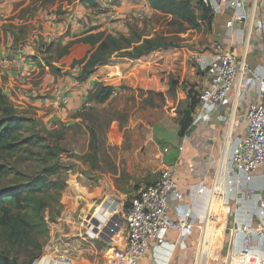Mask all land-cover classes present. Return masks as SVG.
Here are the masks:
<instances>
[{"label": "crops", "instance_id": "1", "mask_svg": "<svg viewBox=\"0 0 264 264\" xmlns=\"http://www.w3.org/2000/svg\"><path fill=\"white\" fill-rule=\"evenodd\" d=\"M49 3L50 0L0 1V97L18 116L33 120L41 130H56L62 127L60 121L70 120L84 111L85 106L101 107L109 103L98 105L93 100L92 94L99 85L153 91L166 88L162 80L172 59L168 52L157 51L155 56L139 60L119 57L86 78L82 66H73L74 61L86 57L90 50L86 44L73 45L70 54L59 59L54 67L41 68L33 61L50 45L66 46L92 27H104L116 37L130 38L134 33H142L149 28L150 19L162 15L147 1L120 0L117 7L121 20L114 24L85 2L72 3L63 12H58ZM143 8L145 19L132 24ZM246 11L248 20L229 31L226 27L229 10L222 3L217 5L212 39L214 43H223L239 59L240 72L225 103L190 126L168 163V167L176 168L179 189L184 194L182 204L191 207L198 217L203 216L215 191L221 194L225 264H264V231L255 234V241L247 253L242 245L243 235L233 232L238 226L256 228L264 225L256 197L260 195L264 199V170L255 172L251 181L240 184L241 190L236 192L229 193L226 185L228 180L239 176L232 171L231 144L226 143V137L233 142L243 136L245 112L258 96L256 88L244 86L248 76L243 75L241 69L248 62L264 70V32L260 27L257 0H249ZM75 14L82 20L81 27L72 26ZM118 73L122 76H111ZM58 96L62 102L56 100ZM55 117L60 119L59 124L51 122ZM86 180L80 174L71 178L75 185L67 193L66 208H79L77 214L86 216L87 220L77 224L74 237L73 230L68 233L64 228L60 230L53 251L47 255L51 264H116L113 252L126 247L128 195L104 182L93 186ZM201 182L209 192L198 197L196 189ZM244 189L252 192L251 198L243 195ZM171 207L169 213L174 218V203ZM215 211L220 218L219 208ZM113 228L115 231L111 233ZM206 236V240L199 242L196 230L185 240L183 247L178 234L171 232L167 236V245L149 250L139 264H197L199 246L200 251L204 250L213 241L211 235ZM222 246L220 241L218 250H222ZM232 255L237 258L231 263Z\"/></svg>", "mask_w": 264, "mask_h": 264}, {"label": "rangeland", "instance_id": "2", "mask_svg": "<svg viewBox=\"0 0 264 264\" xmlns=\"http://www.w3.org/2000/svg\"><path fill=\"white\" fill-rule=\"evenodd\" d=\"M72 3L84 1L50 0L48 5L63 12ZM195 13L200 15L197 9ZM174 20V16L163 14L150 19L149 28L140 34L160 42L162 47L138 59L127 58L145 59L157 51L171 53L163 91L113 87L109 103L85 106L70 120L60 121L61 129L37 133L33 124L25 126L28 131L24 138H33L18 155L4 161L11 175L0 180V254L15 264H44L50 260L47 255L53 251L61 229L66 233L73 230L72 235L78 231L77 224L86 221V216L77 214L79 208H66L67 193L75 185L71 178L76 174L93 186L103 182L113 186L128 195V203L140 190L158 181L185 136L182 124L191 120L190 110L199 102L207 80L204 67L215 44L212 30L202 23L205 21H199V29H192L187 24L180 27ZM61 157L69 162L63 163ZM37 178L44 180L48 189L26 194L27 184ZM221 200V194L215 191L207 206L209 222L201 241L206 235L213 241L204 250L199 246L197 264H225ZM215 208H219L220 218ZM220 241L222 250H218Z\"/></svg>", "mask_w": 264, "mask_h": 264}, {"label": "built area", "instance_id": "3", "mask_svg": "<svg viewBox=\"0 0 264 264\" xmlns=\"http://www.w3.org/2000/svg\"><path fill=\"white\" fill-rule=\"evenodd\" d=\"M119 1L98 0L96 11L102 17L107 18L110 24L119 22L121 20L117 7ZM202 1L214 13L219 3L229 10L226 24L229 31H232L236 24L248 20L246 8L249 0ZM257 8L260 13V27L264 32V0H257ZM145 17L146 12L143 8L133 18L132 24L144 20ZM81 21L75 14L72 26L81 27ZM240 67L239 59L229 48L223 43L214 44L204 67L207 80L199 94V104L194 113L193 124L199 123L205 114L213 113L225 103L237 80ZM241 71L243 75L248 76L243 82L244 86L248 89L256 88L258 96L245 112L246 127L243 136L233 142L229 136L226 137V143L231 144L232 171L239 174L238 178L227 181L229 193L241 190L240 184L251 181L252 175L258 170H264V70L246 62ZM56 100L61 101L62 98L58 96ZM61 161L69 162L64 157H61ZM176 176V168L163 169L155 184L140 190L137 197L130 201L125 215L127 244L125 248L113 252L116 264H139L149 250H156L167 245V236L171 232L178 234L183 247H185V240L191 237L196 230L200 236L199 242L201 241V236L206 233L209 222V208L206 206L203 216L198 217L191 207L182 204L184 194L179 189ZM207 192L209 190L204 182H201L196 189L197 196H204ZM243 195L249 199L253 194L244 189ZM256 197L259 203L258 213L264 217V199L260 195ZM172 203H174V218L169 213ZM114 231L113 228L111 233ZM262 231H264V225L256 228L238 226L233 230L243 235L242 245L246 253L252 248L255 234ZM172 247L175 248V246ZM236 258L232 255L231 263ZM44 264H51V261L47 260Z\"/></svg>", "mask_w": 264, "mask_h": 264}, {"label": "trees", "instance_id": "4", "mask_svg": "<svg viewBox=\"0 0 264 264\" xmlns=\"http://www.w3.org/2000/svg\"><path fill=\"white\" fill-rule=\"evenodd\" d=\"M93 8H97L98 0H83ZM151 8L166 16H174V24L184 27L187 24L192 29H199L202 23H206L210 30H212V22L215 13L209 9L202 0H145ZM199 10L200 15L195 11ZM202 21V23H199ZM134 38L113 36L104 27H92L88 29L81 37L75 38L66 46L50 45L41 55V57L33 58L41 68L54 67L59 59L70 54V50L75 44H86L90 46L86 57L80 61H74L73 66H82L83 77L91 76L99 67L113 61L116 58H130L138 59L154 50L162 47L160 42L152 38H148L140 33H134ZM46 55V56H44ZM114 95V88L111 86L99 85L92 94L93 100L98 105H104L111 100ZM161 95V94H160ZM195 103L190 110L191 120L182 124L183 133L188 132L190 126L193 124L194 113L198 107ZM192 113V114H191ZM34 130L44 132L46 130L39 129L36 122L31 119H25L18 116L14 109L7 103V101L0 97V180L5 179L11 175V169L4 164V161L18 155L23 146L28 143L31 138H24L28 124ZM51 131V130H49ZM92 148V141L90 143ZM61 161V160H60ZM26 194L34 195L41 193L48 189L46 182L37 178L27 184L25 187ZM16 200H12L14 203ZM0 200V204H1ZM0 264H15L7 256L0 254Z\"/></svg>", "mask_w": 264, "mask_h": 264}, {"label": "water", "instance_id": "5", "mask_svg": "<svg viewBox=\"0 0 264 264\" xmlns=\"http://www.w3.org/2000/svg\"><path fill=\"white\" fill-rule=\"evenodd\" d=\"M60 121V119L58 117H55L51 120V122H54V123H58Z\"/></svg>", "mask_w": 264, "mask_h": 264}]
</instances>
